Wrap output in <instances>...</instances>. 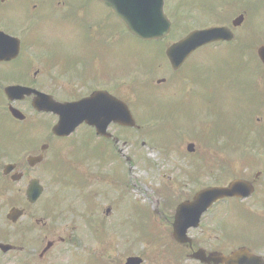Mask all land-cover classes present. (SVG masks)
<instances>
[{
	"label": "flooded vegetation",
	"instance_id": "obj_1",
	"mask_svg": "<svg viewBox=\"0 0 264 264\" xmlns=\"http://www.w3.org/2000/svg\"><path fill=\"white\" fill-rule=\"evenodd\" d=\"M164 8L172 22L170 34L144 40L132 35L103 0H0V264L4 258L14 264V258L28 248L31 255L20 264H48L54 248L74 241L82 246V239H74V230L68 236L56 232L67 212L76 211L65 203L73 200L75 189L83 192L108 180L103 170L109 163V149L122 151L116 147L122 140L128 142L131 128L111 122L109 135L99 136L94 126L83 122L64 137L54 133L60 119L54 109L96 92H107L130 106L134 69L128 52L130 36L147 45L135 69L145 62L148 72H153L163 65L159 56L166 55L173 74L185 70L188 79L187 84H176L173 101L187 107L196 103L212 113L204 117L213 132L194 129L207 150L198 154L196 145L188 152L198 175L211 176L212 186L244 180L252 188L250 196L223 198L205 212L202 243L194 236L198 228L189 230L192 243H179L172 230L171 239L160 241L158 234L153 240L140 231L138 243L154 244L155 261L161 259V264H215L196 260L195 252L227 255L239 248H247L258 256V264H264V116L260 115L264 113V74H250L258 64L264 70L259 56L264 46V21L260 20L264 0H164ZM213 27L222 29L221 37L173 69L168 47L194 30ZM196 72H203L206 79ZM240 108L242 116L231 115L232 109L240 112ZM78 135L79 140H73ZM195 192L178 190L174 204L153 213L167 221L173 218V228L177 206ZM96 195L95 190L87 194L90 211ZM12 209L22 212L16 220L9 218ZM97 230L91 227V240L98 238ZM3 243L10 245L7 251ZM93 256L104 261L97 253L79 252L75 262L86 258L84 264H96ZM134 256L142 257L144 264V255Z\"/></svg>",
	"mask_w": 264,
	"mask_h": 264
},
{
	"label": "rangeland",
	"instance_id": "obj_2",
	"mask_svg": "<svg viewBox=\"0 0 264 264\" xmlns=\"http://www.w3.org/2000/svg\"><path fill=\"white\" fill-rule=\"evenodd\" d=\"M260 20L264 21V17ZM196 25L197 23L190 24V26ZM146 47L145 43L129 37L128 52L134 68L130 76V102L141 128L130 129L127 143L120 141L116 150L119 148L122 151L111 153L112 149H109V163L103 170L108 176L107 181L95 184L92 188L88 187L83 192L79 188L74 190L76 194L72 192L73 200L69 199L65 204L75 207L76 211L67 212L68 215L57 226L56 232L68 236L74 230V239L76 237L82 239V246L79 247L74 241L54 248L47 257L48 264H84V261L89 259L75 262V254L79 252L101 255L104 258L103 262L93 256V262L96 264H125V259L129 255H144V264H161V259L155 261L154 244L149 243L148 240L145 243H138L140 231L158 234L159 241L171 239L173 218L167 221L165 218L157 217L153 211L169 208L174 204L179 199L176 195L178 190L190 194L206 186L207 183L209 185L213 183L211 176L207 177L206 174L203 176L201 173L198 175L190 164L187 152L189 142H196L198 154L207 150L208 147L205 146L202 136L196 137V134L213 132L214 127L204 117L209 112L196 103L187 107L182 106L177 99L173 101L176 84H187L188 79L184 76L185 70L174 75L172 69L167 67L168 64L163 56H159L162 67L150 70L153 72H148L145 62L135 69L138 66L134 67V65H137L139 55ZM151 52L154 54L157 51ZM199 59L201 57L195 56V60ZM200 67L203 68V65ZM192 72L190 70L191 75ZM254 72L261 76L264 74L263 67L258 64L250 74ZM195 74L201 76L199 77L201 80L206 79V76L203 77V72ZM161 78H166L168 82L164 85L158 84L157 80ZM253 83L256 84V81L253 80ZM151 100L156 106L157 104L161 106L157 107L162 112H159L157 107L155 110H148L149 107L155 106ZM216 114L219 115L218 112ZM235 114L242 116L241 108L240 112L232 109L231 115ZM260 115L264 116V113ZM194 129L198 131L196 134ZM79 137L80 135L75 136L73 140H79ZM203 147L206 149L203 150ZM182 154L186 156L183 157ZM92 190H95V195L98 194L94 198V209L90 211L87 194ZM108 208L112 209L109 215L106 214ZM89 215L95 217L90 220ZM211 219L210 217L209 220ZM73 226H76V230L72 229ZM91 227L94 230L98 229L96 231L98 238L96 236L95 240H91ZM204 227L205 220L194 231L199 243L204 241ZM155 237L156 235L153 239H156ZM31 251L28 248L25 251L27 253L19 254L18 258H14V264H20L22 259L31 255ZM3 264L12 263L4 258Z\"/></svg>",
	"mask_w": 264,
	"mask_h": 264
},
{
	"label": "water",
	"instance_id": "obj_3",
	"mask_svg": "<svg viewBox=\"0 0 264 264\" xmlns=\"http://www.w3.org/2000/svg\"><path fill=\"white\" fill-rule=\"evenodd\" d=\"M112 7L115 14L123 20L134 35L143 39H160L171 30V22L164 12V0H103ZM220 28L196 30L184 40L173 44L168 49V57L175 68H178L198 47L221 37ZM264 62V47L260 49ZM56 112L61 119L55 127L58 134L69 135L79 124L87 122L96 126L98 134H107L111 122L137 127L136 120L129 107L121 100L109 95L97 93L80 102L58 105ZM194 150V144L188 145ZM31 189V188H30ZM250 194L249 184L236 180L225 187H210L199 191L192 201H186L177 209L174 221V236L180 242H190L187 231L200 224L202 214L220 198L229 196L247 197ZM22 214L13 209L9 217L16 219ZM7 250L9 246H3ZM195 258L203 262L219 264H258V259L248 250L241 249L230 256L211 254L207 257L203 250L196 252ZM139 257L128 258L127 264H141Z\"/></svg>",
	"mask_w": 264,
	"mask_h": 264
}]
</instances>
